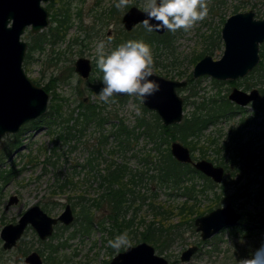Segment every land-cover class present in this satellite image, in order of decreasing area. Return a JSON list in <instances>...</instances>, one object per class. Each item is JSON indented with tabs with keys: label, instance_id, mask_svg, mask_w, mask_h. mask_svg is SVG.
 Returning a JSON list of instances; mask_svg holds the SVG:
<instances>
[{
	"label": "rangeland",
	"instance_id": "rangeland-1",
	"mask_svg": "<svg viewBox=\"0 0 264 264\" xmlns=\"http://www.w3.org/2000/svg\"><path fill=\"white\" fill-rule=\"evenodd\" d=\"M63 1L69 2L72 16L77 8H81L84 13L83 23L94 25L97 32L101 30L99 33L101 37L97 38L98 34L93 38L83 37V33L75 27L78 19L74 16L72 22L74 25L53 49L50 43L40 42L43 34L49 33L50 20L40 32L28 34L30 27H27L21 36L20 40L27 43L26 52L29 44L34 43L38 46L32 50L28 63L25 64L23 60L27 76L38 86L51 85L52 93L48 94L46 113L49 111L50 103L54 101L61 103V115L51 119V122L38 121L45 113L31 120L38 121L35 124L26 126L31 122L28 121L21 125L18 132L0 136V230L8 223H15L26 209L35 204L53 217L60 214L66 204H70L74 220L66 226L58 223L52 233L56 235L43 241L39 240L35 231L28 227L17 245L11 249L2 247L3 241L0 237V264H22L24 257L32 250L39 251L40 254L43 252L45 256L48 251L45 245L52 237L50 242L60 247L58 258L68 260V264H109L111 258L118 252L107 245L110 239L108 231L110 221L106 218L108 209L92 206V199L97 198L103 189L98 185L100 182L98 172H102L108 162L127 165L133 173L147 171L140 175L142 181L135 187L139 193L137 196L134 195L133 203L130 199L131 205L124 213L125 221L132 220L122 233L128 234L132 245L142 242L140 232L149 222L154 221L155 225L159 224L158 227L167 226L170 230L175 229L172 226L174 224L179 227L173 239L162 244L161 250L155 246L159 243L148 242L154 247L156 254L165 257L172 264H240L241 259L250 258L253 252L264 244V173L260 170L264 159V134L261 133L264 132V112L255 115L256 109L253 105L255 102H251L242 107L243 112L220 118L199 138H192L185 143L175 140L190 147L194 159L205 158L215 165L223 166L225 173L220 182H213L205 176L207 180L190 176L182 177L177 187L159 184L156 177L151 178L155 172L153 173L144 159L151 154L152 144L140 136L137 139H130L127 148L119 151L117 140L111 135L116 128L115 125L120 122L127 128L133 127L137 117L141 116L136 115L133 105L142 113V103L136 97L126 95L122 100L115 99L117 101L115 104L105 105L99 100V92L103 87L100 72L94 71L88 78H82L74 70L69 69L80 56L96 62L95 45L101 40L107 42L108 33L115 28V24L110 22L105 26L106 20L104 21L103 17L101 20L96 19L95 15L98 16L112 0H103L99 6L95 4L96 0H60ZM135 1L138 7H143L144 0H130L129 4ZM49 3L50 1L45 6L50 16V6H47ZM56 5L60 6L59 3ZM235 6H240L237 12L252 10L257 19L264 18V0H225L219 7L209 9L207 18L198 22L188 32L178 30L172 33L171 48L158 57V61L163 65L153 67V73L173 80L190 78L194 65L192 58L203 51L204 39L208 35L213 33L215 36L221 30L222 19L225 21L233 14ZM256 13H259L258 16ZM99 20H103L102 28ZM91 34L94 35V32ZM32 35L37 36L31 40ZM75 37L84 40L83 43L72 42ZM259 48L260 52L261 47ZM112 49V44L106 43V50ZM223 49L224 45L219 36L218 46L213 53L208 54L216 60L221 57ZM244 78L232 80L235 82L234 86L245 91L264 88V72L261 73L260 81L256 78L248 80L250 84L248 89H244L241 84ZM230 81L201 76L188 82L184 87L176 88L183 101V118L190 114L198 103L204 105L207 103L206 108L215 107L218 101L213 103L210 99L213 97L218 99L225 94L227 97L233 87L228 83ZM80 100L97 105L102 116L106 118L104 125L98 128L94 121L90 122L81 133H75L69 140H64L62 132L66 126L74 125L71 116H77ZM149 115L151 114L148 112L146 118ZM244 116L252 117L251 125L248 124L246 127L241 125L240 120ZM24 126L26 127L22 130ZM16 134L17 137L14 136ZM102 134L108 137L100 145L98 140ZM15 142L20 146L6 153L8 145ZM241 145L244 146L238 147ZM91 152L97 156L92 167L97 169L95 172H90V166L86 163L87 158L91 157ZM66 179L72 182L66 181L68 184L59 187ZM187 187L194 189L186 193ZM10 195H16L18 202L7 207ZM185 201L186 206L194 205L196 211H201L202 215L230 203L241 213L243 219L239 225L224 228L203 241L195 226L190 227L183 223L185 219L196 216L190 214L186 206L180 209ZM85 204L90 206L89 211L93 217L90 231H83L80 225L81 208ZM163 210H168L171 214L156 213ZM166 215L170 217L166 219ZM100 221H103L104 229L99 224ZM112 235L115 237L118 234L113 232ZM61 244L63 246H60ZM194 244L198 246L197 252L190 260L181 262L179 260L181 252ZM123 250L125 249L122 248L120 251Z\"/></svg>",
	"mask_w": 264,
	"mask_h": 264
},
{
	"label": "water",
	"instance_id": "water-1",
	"mask_svg": "<svg viewBox=\"0 0 264 264\" xmlns=\"http://www.w3.org/2000/svg\"><path fill=\"white\" fill-rule=\"evenodd\" d=\"M50 0H0V136L16 133L22 124L41 117L46 113L48 93L29 78L23 68L27 43L20 40L27 27L31 33L43 30L49 21L45 6ZM145 19L143 11L131 7L122 17L123 26L130 30ZM154 22V21H153ZM163 34L166 30L154 31ZM224 44L222 56L213 60L209 55L200 59L193 67L192 76L197 78L209 75L218 80H235L246 75L259 60V46L264 42V18L257 19L252 10L230 15L221 28ZM76 72L87 77L89 61L83 58L75 62ZM150 79L160 85V90L148 97L142 105L154 111L164 125L181 122L183 101L176 88L186 85L185 80L167 79L154 74ZM124 97L125 95H117ZM257 97V91L249 94L233 88L228 98L239 105H245ZM171 156L181 163L192 166L220 182L224 169L205 159L192 162L190 150L179 141L170 144ZM264 173V161L261 166ZM18 202L16 195H11L7 207ZM241 214L231 204L217 207L194 220L196 231L201 240H206L221 229L234 226ZM74 219L72 209L66 204L56 216L48 215L39 205L26 209L15 223H8L0 230L4 249L13 248L29 227L35 231L38 239L47 240L57 223L70 224ZM197 246L184 249L179 260L186 262L196 252ZM22 264H43L42 256L35 250L30 251ZM109 264H171L165 257L156 254L154 247L142 241L114 255Z\"/></svg>",
	"mask_w": 264,
	"mask_h": 264
},
{
	"label": "trees",
	"instance_id": "trees-1",
	"mask_svg": "<svg viewBox=\"0 0 264 264\" xmlns=\"http://www.w3.org/2000/svg\"><path fill=\"white\" fill-rule=\"evenodd\" d=\"M50 6V3L47 5ZM240 8V6H235L234 12H236ZM259 13H256L258 16ZM141 31L140 34L136 35V41H143L148 44L150 47L155 45L157 49L159 48V44H162L167 50L171 47V43L173 41L172 32H167L166 34L159 36L156 35L154 32H148L145 30L143 26L140 27ZM31 34V32H27ZM42 33V32H41ZM40 33V34H41ZM42 35V34H41ZM44 36L40 40V42H47L50 43V27L49 33L43 34ZM37 35H32V39H34ZM211 38V35L208 36V39ZM217 38L219 39V34L217 33ZM211 39L209 44L212 47ZM41 42V43H42ZM156 43V44H154ZM34 43L29 44L28 51L26 52L24 63H28L32 50L36 47ZM38 47V46H37ZM260 50V57L261 60L256 67L254 72H258V75L261 76V73L264 72V42L261 44ZM195 61L192 60V63ZM253 74V73H252ZM251 74V75H252ZM190 83L194 80L191 76L187 79ZM229 83L233 84L234 82L230 81ZM37 84V83H36ZM47 92H50L51 88L50 85L42 86ZM80 93V92H79ZM52 96V101H53ZM116 98V97H114ZM56 99V98H55ZM118 100H122L123 98H116ZM211 102L215 103L214 101H218L215 107L211 106L210 108H206V104H196L195 109L188 115L184 116L181 122L171 125H164L158 115L155 112L149 111L144 106L141 107L142 115L137 117L136 123L133 127L127 128L122 122L115 125V130L111 132V135L117 140L118 149L122 151L123 149L127 148V144H129L130 139H137L138 137L142 136L146 138V140L151 143V154L144 157L145 162L147 165L150 166L152 169V179H155L159 182V184H163L166 186H174L177 187L182 177L189 178L190 176L202 177L204 180H207L200 172L196 171L190 164H182L176 161L170 154L169 145L171 141L179 140L182 142H186L188 140H192V138H199L201 134L210 126L215 125L216 122L222 118L226 117L229 113H234V111L239 110L240 108L234 106L231 102H229L225 96H222L220 99L211 98ZM61 103L59 102H51L49 111L45 114L42 119L40 120H48L51 122V119L54 117H59L61 115ZM78 107L80 108L76 117H72L74 120V125L71 124L70 126H66L64 131L62 132V138L64 140H69L71 137L75 135V133H81L82 129H84L88 123L95 122V125L98 128H102L105 122V117L102 116L101 112L97 108L96 104L86 103L84 100H80ZM260 107L264 111V88L262 90V100L260 101ZM203 110V111H202ZM148 112L151 114L148 118H146V114ZM38 121H31L26 124L32 125ZM48 123V122H46ZM24 126L22 130L26 127ZM15 137L18 134L14 135ZM108 135L102 134L99 138L98 143L101 145L106 141ZM20 146L19 143L9 144L7 147V152H9L12 148ZM117 147V146H116ZM164 147V148H163ZM96 152V151H95ZM99 152V151H97ZM154 152V154H152ZM96 153L91 152V157L87 158V165L90 166V172L97 171V169H93V163L96 161L95 156ZM94 160V161H93ZM106 168L102 170V172H98L100 178V186L102 192L97 195V198L92 199V206H102L108 209L107 217L110 220L111 228H116L118 234L123 232L125 227L131 224V220L125 221L124 213L133 203L134 195H138V191L135 190V187L142 181V177L140 175L147 173V171H140V172H131L127 165L124 164H114L113 162L106 163ZM151 176V175H150ZM139 178V179H138ZM69 181L68 179L64 180V182L59 186L62 187ZM72 181L70 180L69 183ZM75 185V184H73ZM116 185L117 187H114ZM132 187V188H131ZM194 187H187L185 192L190 193L192 192ZM130 199L132 200L130 202ZM152 205V203L150 204ZM187 205V202H183L180 206L181 210L183 207ZM190 214H196V216L202 215L201 211H196V207L186 206ZM152 208V206H151ZM90 206L83 205L81 208V220L80 225L83 228V231H90V227L93 223L92 213L89 211ZM157 214H171L168 210H163V212H156ZM195 216V217H196ZM170 215H166L165 218L167 219ZM195 217L187 218L183 223L192 227ZM156 222L151 221L149 222L144 230L140 232V241L146 242H153L159 243V245H155L157 249H162V244L171 241L173 237L177 234L178 225H172L175 227L174 230H170L167 226L165 227H158L159 224ZM102 225V229H104L103 221H100ZM164 226V225H162ZM110 232V239H113L114 236L112 229L108 230ZM56 234L54 233L53 236ZM53 238V237H52ZM46 243L47 252L44 256V264H68V260L64 261L59 259L57 256L59 245H53L50 240ZM60 246H63L62 244ZM122 250V248H121ZM26 253V251H24ZM43 255V252H41Z\"/></svg>",
	"mask_w": 264,
	"mask_h": 264
},
{
	"label": "clouds",
	"instance_id": "clouds-1",
	"mask_svg": "<svg viewBox=\"0 0 264 264\" xmlns=\"http://www.w3.org/2000/svg\"><path fill=\"white\" fill-rule=\"evenodd\" d=\"M130 0H116L115 7L123 9ZM142 11L145 19L142 25L146 31L166 30L175 33L178 30L188 32L198 22L207 18L208 0H144ZM154 21V22H153ZM108 41H99L95 45V60L102 72L103 87L99 100L105 105L117 103V95L136 97L141 103L160 90V85L150 79L153 75L154 58L151 48L143 41L128 40L112 50H106ZM136 115H142L135 107ZM108 247L119 252L121 248L132 246L128 234L122 233L107 241ZM240 264H264V244L256 249L252 256L241 259Z\"/></svg>",
	"mask_w": 264,
	"mask_h": 264
},
{
	"label": "flooded vegetation",
	"instance_id": "flooded-vegetation-1",
	"mask_svg": "<svg viewBox=\"0 0 264 264\" xmlns=\"http://www.w3.org/2000/svg\"><path fill=\"white\" fill-rule=\"evenodd\" d=\"M103 2V0H96L95 1V4H98V6L101 4ZM115 2H116V0H112L111 1V3L105 8V9H103L100 13H99V15L97 16V15H95V18L96 19H102V17H103V20L105 21V26H107L110 22L111 23H114L115 24V28L114 29H112L111 30V33H108V35H109V37H111L112 38V40H111V44H112V47H113V49L114 48H116L117 46H119L120 44H122V43H124V42H126V41H128V40H136L135 38H136V35L137 34H140V32L142 31L143 32V30L142 29H140V27L141 26H143L141 23H138V24H136L132 29H130V30H127L124 26H123V23H122V17H123V15L126 13V11H128L131 7H136V8H138L139 10H141L142 11V8H140V7H138L136 4H137V2L135 1L133 4H129L127 7H125V8H123L122 10L121 9H117L114 5H115ZM223 2H225V0H210V2L208 3V7H209V9L210 10H212L214 7H219V4L220 3H223ZM56 3L58 4L59 3V5L60 6H58V5H56ZM68 1H63V2H60V0H50V16H49V20H50V46L52 47V49H53V47H54V45H56L59 41H61V40H63L65 37H66V35L68 34L67 33V31H68V29H71L72 28V26L74 25H72V22H73V16L74 17H76L77 19H78V22L75 24V27L77 28V29H79L82 33H83V37H86V38H93V37H95V35H97V38H99V37H101V35L99 34V33H101V30H99L98 32L97 31H95V29H94V25H86V24H84L83 23V10L81 9V8H77V10H76V12L73 14V16H72V13H71V8L68 6ZM238 11V10H237ZM237 11L236 12H234V13H237ZM248 11V10H247ZM244 12V11H243ZM233 13V14H234ZM232 15V14H231ZM106 17V18H105ZM105 18V19H104ZM228 18V17H227ZM226 18V19H227ZM225 19V20H226ZM99 20V21H100ZM103 20L102 21H100V26H101V28L103 27ZM224 20L222 19V23L224 24V22H223ZM104 26V27H105ZM223 26V25H222ZM92 32H94V35H92L91 33ZM152 32H154V31H152ZM168 31H166L165 33H163V34H157L156 32H154L156 35H159V36H162V35H164V34H166ZM218 34H219V36L221 37V30H219V32H218ZM211 35V38H209L208 39V36H207V38H205L204 39V43H205V46H204V48H203V51L202 52H200L199 54H197V55H195L193 58H192V60H194L195 62H194V65L200 60V59H202L204 56H207V55H209L208 53H213L214 51V49H215V47H217L218 46V38H217V34L214 36L213 35V33L212 34H210ZM109 37H107V41H108V38ZM211 39H214L213 41H212V47H211V45L209 44V42H210V40ZM76 41H78L80 44H82L83 43V41L84 40H80L78 37L76 38H73L72 39V42H76ZM223 42V41H222ZM154 44H156V43H154ZM262 44V43H261ZM260 44V45H261ZM224 45V44H223ZM68 47H70V45H68ZM260 47V46H259ZM151 48V51H152V55H153V58H154V68H157V67H159V66H161V65H163L162 63H160L159 61H158V57L159 56H161L162 55V53H167L168 52V50H167V48H165L162 44H159V48L157 49V47L155 46V45H153L152 47H150ZM260 49V48H259ZM224 50V49H223ZM223 53V52H222ZM174 56V55H173ZM210 57H211V55H209ZM222 56V55H221ZM80 58H83V59H86V60H88L89 61V66H90V70H89V73H88V75H87V77H83V76H81V75H79L77 72H76V70H75V62L78 60V59H80ZM156 58V59H155ZM212 58V57H211ZM213 59V58H212ZM175 60H176V58H175ZM214 60V59H213ZM217 60V59H216ZM260 60H261V57H260V52H259V60H258V62L256 63V65L246 74V75H244V76H242V77H239V78H243V77H245L244 79H243V81H241V84H242V86H243V88L244 89H248V88H250V84H249V82H248V80H251V79H254V78H256L257 80H259L260 81V76L258 75V72H254L255 71V69H256V67L258 66V64H259V62H260ZM194 65H193V67H194ZM157 66V67H156ZM69 69L72 71V70H74L80 77H82V78H88L89 76H91V74H92V72H94V71H99L100 72V75L102 76V72L98 69V67H97V65H96V62H93L92 60H90L89 58H86V57H83V56H80V57H78L75 61H74V66H69ZM193 70V69H192ZM250 73V74H249ZM253 73V74H252ZM155 74V73H154ZM252 74V75H251ZM256 74V75H255ZM158 75V74H157ZM191 75H192V73H191ZM249 75V76H248ZM161 76V75H160ZM202 76H209V75H202ZM191 77H193V76H191ZM199 77H201V76H199ZM211 77V76H210ZM165 78V77H164ZM198 78V77H197ZM213 78V77H212ZM193 79L195 80L196 78H194L193 77ZM215 79V78H214ZM216 80H218V79H216ZM186 81V84H188V80H185ZM232 81V80H231ZM229 83V82H228ZM231 84V83H230ZM249 84V85H248ZM233 87L231 88V90L229 91V93L227 94V97H226V94H225V98L229 101V102H231L234 106H237V107H239L240 109L239 110H237V111H234V113H236V112H243L244 111V108H242V107H245V106H247L248 105V103H251V102H255V103H253V105H254V108L256 109V112H255V115H257L258 114V112H264L262 109H261V107H260V101L262 100V90H263V88H258V89H256V88H253V89H251L250 91H245V90H242V89H239V88H237V87H235L234 85H235V82L233 83V84H231ZM42 87V86H41ZM50 88H51V85H50ZM233 88H237V89H239V90H241V91H243V92H245V93H250L251 91H253V90H256L257 91V97L254 99V100H251L250 102H248L247 104H245V105H239V104H237V103H235L233 100H230L229 98H228V96H229V94L231 93V91H232V89ZM46 91V90H45ZM47 92V91H46ZM48 94L49 93H52V91L50 90V92H47ZM49 96V95H48ZM126 96V95H125ZM124 96V97H125ZM116 98H118L119 96H115ZM52 98V97H51ZM116 98H114V99H116ZM119 98H122V97H119ZM214 98V97H213ZM217 99V98H216ZM218 99H220V98H218ZM85 102V101H84ZM88 103V102H87ZM89 103H91V102H89ZM92 104H94V103H92ZM185 104H186V100H185ZM234 113H229L227 116H233V115H235ZM226 116V117H227ZM183 119V118H182ZM182 121V120H181ZM162 122V121H161ZM240 122H241V125L242 126H244V127H246V126H248V124H250L251 125V122H252V117L251 118H246L245 116L240 120ZM212 126V125H211ZM262 133V135L264 134V132H261ZM175 141V140H174ZM181 143V142H180ZM244 145H241V146H238V147H243ZM187 147V146H186ZM189 150H190V155H191V157H192V162H195L196 160H200V159H205V158H200V159H194L193 158V156H192V153H191V149H190V147H189ZM238 154V153H237ZM238 156H240V154H238ZM247 156V155H246ZM205 160H207V159H205ZM177 161V160H176ZM207 161H209V160H207ZM263 161H264V159H263ZM263 161H262V163H261V166H262V164H263ZM211 162V161H210ZM179 163H181V162H179ZM182 164H190L191 166H192V163H182ZM215 165V164H214ZM217 166H220V165H217ZM261 166H260V170H261ZM193 167V166H192ZM221 167H223V166H221ZM194 168V167H193ZM195 169V168H194ZM223 169H224V173H225V168L223 167ZM196 170V169H195ZM196 171H198V172H200L199 170H196ZM261 172H262V170H261ZM203 176H205L202 172H200ZM224 173H223V176H224ZM263 173V172H262ZM205 177H207V176H205ZM207 178H209V177H207ZM210 180L211 181H213L211 178H210ZM214 182V181H213ZM99 188H101V186H100V182H99ZM244 185H248V184H244ZM11 196V195H10ZM9 196V197H10ZM9 199V198H8ZM8 202V201H7ZM16 204V203H15ZM228 204V203H227ZM230 204V203H229ZM70 205V204H69ZM226 205V204H225ZM224 205V206H225ZM6 206H7V204H6ZM71 207V206H70ZM217 208V207H216ZM72 209V208H71ZM235 209V208H234ZM213 210V209H212ZM236 210V209H235ZM211 211V210H210ZM237 211V210H236ZM72 212H73V209H72ZM238 212V211H237ZM240 213V212H239ZM241 214V213H240ZM59 215V214H58ZM57 215V216H58ZM108 215V214H107ZM107 215H106V218H107V220L108 221H110L109 220V218L107 217ZM21 216V215H20ZM19 216V217H20ZM73 216H74V213H73ZM199 216H201V215H199ZM56 217V216H55ZM196 217H198V216H196ZM195 217V218H196ZM195 218H194V220H195ZM241 219H243V216H240V218H239V220H238V222L234 225V226H237V225H239L240 224V220ZM74 220V219H73ZM194 220H193V225L192 226H195V224H194ZM73 222V221H72ZM71 222V223H72ZM70 223V224H71ZM100 223V222H99ZM58 224V223H57ZM56 224V225H57ZM62 224V223H61ZM70 224H68V225H70ZM56 225H54V226H56ZM64 225V224H63ZM66 226V225H65ZM230 227H233V226H230ZM227 228V227H226ZM110 229H112V231L114 232V233H117V231H116V228H111V223H110ZM224 229V228H223ZM53 230H54V227H53ZM195 230H196V226H195ZM222 230V229H221ZM197 232H199V231H197ZM218 233V232H217ZM216 233V234H217ZM118 234V233H117ZM54 235V234H53ZM53 235H51V236H53ZM118 235H120V234H118ZM199 235H200V233H199ZM215 235V234H214ZM213 235V236H214ZM50 236V237H51ZM22 238V237H21ZM211 238V237H210ZM146 242V241H145ZM17 245V244H16ZM15 245V246H16ZM195 245V244H194ZM197 246V245H196ZM60 248V247H59ZM58 248V249H59ZM197 249H198V246H197ZM39 254H40V252L39 251H37ZM196 252H197V250H196ZM195 252V253H196ZM194 253V254H195ZM28 254V253H27ZM41 256H42V259H43V264H44V255H42V254H40ZM193 256V255H192ZM110 262V261H109ZM172 264V263H171Z\"/></svg>",
	"mask_w": 264,
	"mask_h": 264
}]
</instances>
